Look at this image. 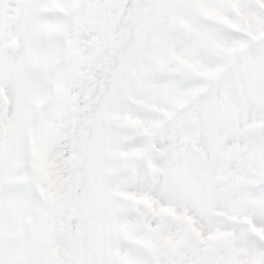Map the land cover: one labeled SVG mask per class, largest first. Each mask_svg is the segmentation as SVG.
Here are the masks:
<instances>
[{"label": "snow or ice", "instance_id": "obj_1", "mask_svg": "<svg viewBox=\"0 0 264 264\" xmlns=\"http://www.w3.org/2000/svg\"><path fill=\"white\" fill-rule=\"evenodd\" d=\"M0 264H264V0H0Z\"/></svg>", "mask_w": 264, "mask_h": 264}]
</instances>
